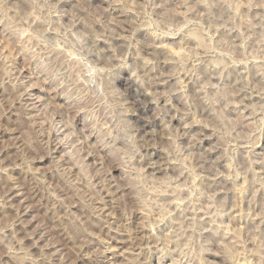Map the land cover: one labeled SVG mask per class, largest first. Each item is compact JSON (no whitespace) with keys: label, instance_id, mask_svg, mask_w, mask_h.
<instances>
[{"label":"rangeland","instance_id":"1","mask_svg":"<svg viewBox=\"0 0 264 264\" xmlns=\"http://www.w3.org/2000/svg\"><path fill=\"white\" fill-rule=\"evenodd\" d=\"M10 2L15 9L9 15L16 20L9 26L0 16V146L4 147L0 161L7 168L0 172V225L8 226L9 238L18 234L17 239L26 246L37 242L32 248L36 252L54 236L58 243L50 251L61 256L63 264H174L182 255L171 234L180 231L185 249L197 239L202 247L211 249L202 252L199 264H221L225 257L218 252L216 229L230 240H247L257 229V235L264 233V112L259 110L264 106V43H260L261 29L249 31V25L256 23L249 13L259 15L261 10L238 5L227 27L218 22L210 28L205 20L204 36L194 32L188 41L195 56L186 67L192 69L199 61L195 74L182 71L147 90L138 84L129 87L118 77L114 88L131 109L126 123L136 130L138 151L133 153L118 141L120 153L114 157L111 146L97 147L103 134L86 132L90 121L84 113L69 110L66 96L41 74L40 64L45 57L60 54L62 59L68 58L67 66L73 70L85 58L91 64L93 57L65 49L60 33L72 27L73 33L82 35L81 42L91 46L90 17L124 23L135 21L136 13L111 0H80L79 4L78 0H48L49 7L42 14L35 11L33 0ZM177 3L169 0L168 6ZM189 18L195 17L190 13ZM95 27L99 34L100 25ZM113 27L120 40L101 39L95 42L97 49L116 47L127 38L118 24ZM150 27L135 32V40L150 41ZM179 39L167 37L166 47L158 50L165 75L177 69L167 55L186 54L175 46ZM21 40L30 47L19 43ZM200 40L211 46L209 55L196 47ZM140 47L146 49L147 58L151 49L146 43ZM213 61L223 63L209 68ZM218 72L222 79H217ZM217 84L239 93L223 113L225 123H232L221 132L213 127V112H219V107H189L197 88H207L211 95L215 88L209 85ZM156 93H171V103L168 96ZM26 142L35 150L25 148ZM45 144L50 154L42 148ZM82 144L86 150L71 147ZM18 147L28 152L26 167L19 166L21 161L16 159ZM13 162L18 166L12 167ZM89 181L94 188H89ZM66 182L74 190H90L96 197L95 214L88 210L90 218L84 229L71 233L59 227L58 217L67 212L83 215L84 203L74 199ZM221 242L228 245V240ZM246 247L253 250L251 243ZM236 255L235 264H246L243 250H236ZM225 256L231 257L232 252ZM184 264L190 261L184 259Z\"/></svg>","mask_w":264,"mask_h":264},{"label":"clouds","instance_id":"2","mask_svg":"<svg viewBox=\"0 0 264 264\" xmlns=\"http://www.w3.org/2000/svg\"><path fill=\"white\" fill-rule=\"evenodd\" d=\"M83 2L87 3V0H83ZM79 3L80 0H78ZM111 3L121 5L126 11H134L136 13L135 21L124 22L129 25L124 27V23L118 21L102 22L99 17H90L87 31L92 41L91 46H88L87 41L82 43V35L77 36L76 33H73L72 27L62 31L58 37L65 49L73 48L85 53L86 57H93L91 64L85 58L82 62L77 63L75 70H73L67 66L69 64L68 58L62 59V54H60L52 58L45 57L40 64V68L41 74L51 81L57 89L62 90V94L66 96L69 110L76 114L84 113L85 117L90 121L86 132L93 135L103 134V141L97 147L111 146V153L114 157L120 153V150L116 148L118 141L124 142L131 152L138 151L135 143L136 130L132 125L126 123L128 112L131 109L122 102V94L116 92L114 88L115 80L118 77L124 78L128 82L129 87L138 84L147 90L148 88L155 89L157 85L166 83L170 76H174L179 72L188 71L191 74H195L194 69L199 61L193 63L192 69H187L186 67L189 60L195 56V49L188 43L191 34L198 32L203 37L205 33L203 22L205 20L209 22L210 28H215L218 22H223L220 23V27H227V23L234 20V16L231 13L236 12L238 5L241 8L250 10H261L259 15L249 13L251 19L256 21L255 24L249 25V31L255 28L261 29L260 43H264V0H178L175 7L168 6L169 0H111ZM33 7L35 11L42 14L43 9L49 7L48 0H43L42 3L39 0H33ZM201 8L204 11H201ZM14 9L15 4L11 3L10 0H0V16L8 21L9 26L16 20L15 16L9 15ZM182 9L183 11H181ZM77 10L87 12L86 8H78ZM190 13L195 17L194 19L189 18ZM226 17L228 18L227 20L225 19ZM245 20L247 21V16ZM75 22L79 23V20ZM97 24L100 25L101 29L99 34H97L95 27ZM114 24H118L127 33V38L116 47H109L103 50L97 49L95 42L101 39L106 41L120 40L119 33L113 27ZM149 25L151 26L149 32L150 41L135 40V32ZM170 36L180 37L178 41H175V46L176 48L185 49L186 54L176 57L169 53L167 59L174 63L177 69L176 72H169L165 75L162 71L163 61L161 55L158 54V50L166 47V38ZM19 43L24 44L25 47H30L25 41L21 40ZM145 43L151 49L147 58L143 54L146 49L140 47L141 44ZM52 46L55 47V39L52 41ZM196 47L205 49V55H209L212 52L211 46L206 45L203 40H200ZM189 53L191 55H188ZM240 62L242 61H232V63ZM222 63L223 61H220V63L213 61L208 66L209 68L213 66L219 68ZM222 77V72H218L217 79H222ZM209 86L215 88V92L209 95L207 88H197L195 93L189 98V107L208 106L213 109L219 107V112H213L216 117V123L213 127L217 132H221L232 123L231 121L225 123L227 118L223 116V113L231 107L234 103L232 98L239 93L220 84ZM126 92L127 89H125ZM156 95L168 96V103H171V93H156ZM259 110L264 112V106H261ZM261 124L264 125V120L261 121ZM225 134L230 133L226 132ZM84 143L86 144L87 141H84ZM24 147L29 151L35 150L29 142H26ZM68 147L69 145L65 144V148ZM71 147L83 149V144L80 146L71 145ZM42 148L48 149L47 144L43 145ZM3 150L4 147L0 146V152ZM48 152L50 154L51 150L48 149ZM16 159L21 161L19 165L21 167H26L29 164L28 152L19 147ZM11 166L17 167L18 165L13 162ZM0 172H7L3 161H0ZM65 187L73 191V197L77 202L83 201L84 203L83 215L76 216L71 212H67L65 216L58 217L59 227L71 233L84 229L87 219L90 218L88 210L95 214L94 200L96 197L90 190H74V185L70 182H66ZM94 187L89 181V188ZM44 190L49 192V194H53L52 190L48 188ZM98 195L99 192H96V196ZM117 210L119 209L114 208V211ZM213 215L216 214L213 213ZM261 222L264 223V215L261 217ZM7 227V225H0V264H63V258L58 256L56 252L50 251L58 243L54 236L50 237L44 246L33 252L32 248L37 246V242H34L31 246H26L23 240L17 239L18 234H13L9 238ZM193 227L195 231L194 219ZM203 231L204 229H200L201 233ZM215 231L220 238L217 240L218 252L222 257H225L221 264H228L229 260H232L233 264H235V261L239 259L236 255V250H243L246 253V264H264V233L257 235L259 231L257 229L248 234L247 240L239 238L230 240L228 237L222 236L221 229H216ZM171 237L176 242V250L182 255V259L174 261V264H184V259H188L190 264H199L202 252L211 250L202 247L198 239L193 240L188 248L185 249L183 244L184 235L180 231H173ZM139 239L142 242L143 238ZM223 240H228L230 248L221 242ZM133 242L135 243V240ZM248 243L253 244V250L247 249L246 244ZM228 251L232 252L231 257L225 256Z\"/></svg>","mask_w":264,"mask_h":264}]
</instances>
